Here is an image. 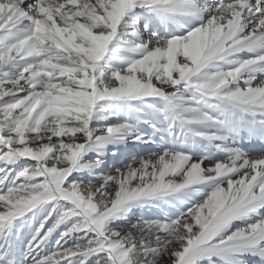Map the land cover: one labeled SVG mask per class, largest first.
I'll use <instances>...</instances> for the list:
<instances>
[{
    "label": "snow or ice",
    "instance_id": "obj_1",
    "mask_svg": "<svg viewBox=\"0 0 264 264\" xmlns=\"http://www.w3.org/2000/svg\"><path fill=\"white\" fill-rule=\"evenodd\" d=\"M0 264H264V0H0Z\"/></svg>",
    "mask_w": 264,
    "mask_h": 264
},
{
    "label": "rangeland",
    "instance_id": "obj_2",
    "mask_svg": "<svg viewBox=\"0 0 264 264\" xmlns=\"http://www.w3.org/2000/svg\"><path fill=\"white\" fill-rule=\"evenodd\" d=\"M111 167V164H109V168ZM106 174H107V170H106ZM54 249V245H49L48 248L44 249L45 252H51Z\"/></svg>",
    "mask_w": 264,
    "mask_h": 264
},
{
    "label": "bare ground",
    "instance_id": "obj_3",
    "mask_svg": "<svg viewBox=\"0 0 264 264\" xmlns=\"http://www.w3.org/2000/svg\"><path fill=\"white\" fill-rule=\"evenodd\" d=\"M252 151L255 153V154H258L260 149H259V146H257L255 149H252Z\"/></svg>",
    "mask_w": 264,
    "mask_h": 264
}]
</instances>
